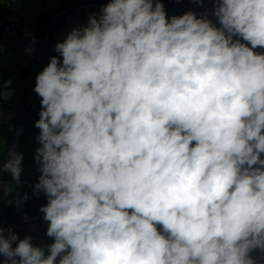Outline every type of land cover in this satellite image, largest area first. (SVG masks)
<instances>
[{
	"label": "clouds",
	"instance_id": "obj_1",
	"mask_svg": "<svg viewBox=\"0 0 264 264\" xmlns=\"http://www.w3.org/2000/svg\"><path fill=\"white\" fill-rule=\"evenodd\" d=\"M208 2L107 0L55 44L29 185L52 242L0 221V264H264V0ZM23 160L7 151L0 191Z\"/></svg>",
	"mask_w": 264,
	"mask_h": 264
},
{
	"label": "crops",
	"instance_id": "obj_2",
	"mask_svg": "<svg viewBox=\"0 0 264 264\" xmlns=\"http://www.w3.org/2000/svg\"><path fill=\"white\" fill-rule=\"evenodd\" d=\"M68 1L77 0H0V16H4L12 6H16L18 13L25 21L37 23L38 25L39 17L42 13L53 11L59 5ZM96 9L97 8H94L88 11L76 10L70 15L67 14L65 16L61 13L53 20L49 30V42L47 45L45 66L48 64L51 56L57 55L54 52L55 44L58 41H62L73 27L86 25L89 14ZM2 30L3 26L0 25V77H2L3 80L11 79L13 81L12 87L14 95L9 99L4 100L2 102V107H0V162H2V159L5 157L8 140L24 98L31 96L33 92L32 89L38 66L37 50L35 55H28L22 49L9 46L3 37ZM39 32L41 33V31ZM29 57H31L34 64L33 73L30 78L23 79L22 72L24 63ZM38 104H40V100ZM36 119H38V115L33 121L30 122L28 120L26 125L21 127L13 145L17 151L24 155L22 163L24 171L21 180L26 183V187L21 190V196L27 192L30 199H33L35 196L32 195V188L29 187V185L37 182L39 175V173L35 171V164L32 158L34 148L36 147L34 137L38 134V130L33 127ZM27 146L31 148V151L25 154L24 150ZM9 179L11 181L8 184L7 189L10 191L17 189L18 185L12 181L11 176H9Z\"/></svg>",
	"mask_w": 264,
	"mask_h": 264
},
{
	"label": "built area",
	"instance_id": "obj_3",
	"mask_svg": "<svg viewBox=\"0 0 264 264\" xmlns=\"http://www.w3.org/2000/svg\"><path fill=\"white\" fill-rule=\"evenodd\" d=\"M163 2L169 17L182 15L188 10H194L199 15L205 9L211 10L212 8V4L208 0H205L203 7L193 3L192 0H163ZM0 25L3 26V37L9 46L25 51L33 37L36 40L35 47L37 46L40 37L37 23L25 21L18 13L16 6H12L4 16H0ZM26 32L31 35L26 36ZM22 182L23 186H18L17 189L10 191V195L0 206V221L6 228L12 227L14 231L19 233L20 238L25 235H31L35 244L51 243L52 240L45 235L47 224L42 219L43 214L38 211L39 207L47 202L43 193L35 201V210L27 214L29 218L27 221L24 220V216L20 217L18 215L19 208L17 206L14 207V203L10 204L12 200L21 196V190L26 187V183Z\"/></svg>",
	"mask_w": 264,
	"mask_h": 264
},
{
	"label": "water",
	"instance_id": "obj_4",
	"mask_svg": "<svg viewBox=\"0 0 264 264\" xmlns=\"http://www.w3.org/2000/svg\"><path fill=\"white\" fill-rule=\"evenodd\" d=\"M106 2H107V0L68 1V2H64L63 4L59 5L55 10H53V12L50 14V16L46 20V22H45V24L41 30L39 42H38V45L36 48L37 53H38V66L36 69V74L39 73L45 67L46 51H47V45L49 42V30H50V26H51L53 20L61 13L72 11L75 9H81V8L88 7L91 5L102 4V3H106ZM34 84H35V82H34ZM33 87H34V85H33ZM39 100H40V98L34 92H32L31 96L24 98L23 104L21 106L20 111L18 112V114L16 116V120H15L14 125H13V130H12L11 135H10L9 140H8L6 153H5V157H4L5 160L7 159V151L10 148H13L14 141H15L16 137L18 136L21 127H23L26 124V122L29 120L32 112L34 111V109L38 105ZM4 181L6 182L5 187L7 188L8 184L11 181L9 179L8 173H4ZM9 195H10V190H8L7 194L0 191V206L2 205L4 200L8 198ZM36 200H37V197L35 196L33 199H29L28 201L23 202V203L35 202ZM13 206L16 207L15 204H13Z\"/></svg>",
	"mask_w": 264,
	"mask_h": 264
},
{
	"label": "trees",
	"instance_id": "obj_5",
	"mask_svg": "<svg viewBox=\"0 0 264 264\" xmlns=\"http://www.w3.org/2000/svg\"><path fill=\"white\" fill-rule=\"evenodd\" d=\"M53 11H46L44 13H42L39 17V22H38V28H39V31L42 30L46 20L48 19V17L50 16V14L52 13ZM33 61L31 59V57H29V59H26L25 60V63H24V68H23V72H22V78L23 79H27V78H30L32 73H33ZM24 93V91H23ZM24 96V95H23ZM39 106L40 104H38L35 108V110L33 111V113L31 114L30 118H29V121H33L37 115H38V110H39ZM26 125V124H25ZM35 206H36V202H30V203H22L21 206L19 207V210H18V215L20 217L24 216V214H30L32 213L34 210H35Z\"/></svg>",
	"mask_w": 264,
	"mask_h": 264
},
{
	"label": "rangeland",
	"instance_id": "obj_6",
	"mask_svg": "<svg viewBox=\"0 0 264 264\" xmlns=\"http://www.w3.org/2000/svg\"><path fill=\"white\" fill-rule=\"evenodd\" d=\"M101 4H97V5H91V6H88V7H84V8H81V9H75L73 11H68V12H64L63 15H67V14H71L72 12H75L76 10H79V11H88L90 9H94V8H97L95 11H97L99 8H100ZM28 122V121H27ZM26 122V123H27ZM31 151V148H29V146L25 147V150H24V153L26 154L27 152H30ZM10 176V175H9ZM257 253H253V256L256 255ZM258 256V254L256 255Z\"/></svg>",
	"mask_w": 264,
	"mask_h": 264
}]
</instances>
